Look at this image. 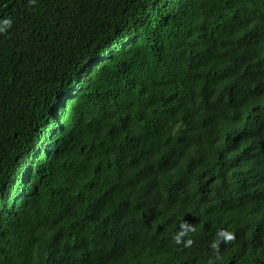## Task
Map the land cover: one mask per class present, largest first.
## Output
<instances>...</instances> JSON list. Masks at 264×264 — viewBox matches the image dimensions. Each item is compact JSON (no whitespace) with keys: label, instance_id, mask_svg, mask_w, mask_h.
Wrapping results in <instances>:
<instances>
[{"label":"trees","instance_id":"16d2710c","mask_svg":"<svg viewBox=\"0 0 264 264\" xmlns=\"http://www.w3.org/2000/svg\"><path fill=\"white\" fill-rule=\"evenodd\" d=\"M0 19V264H264V0Z\"/></svg>","mask_w":264,"mask_h":264},{"label":"clouds","instance_id":"9594fccd","mask_svg":"<svg viewBox=\"0 0 264 264\" xmlns=\"http://www.w3.org/2000/svg\"><path fill=\"white\" fill-rule=\"evenodd\" d=\"M12 21L10 19H0V24L3 25V27H0V32L4 31L7 27L11 26ZM218 240L216 243L212 244V248L216 249L218 246V243L220 241H223L225 243L232 241L234 239V236L230 232L226 231H220L218 234ZM177 242L179 243V238H177Z\"/></svg>","mask_w":264,"mask_h":264}]
</instances>
